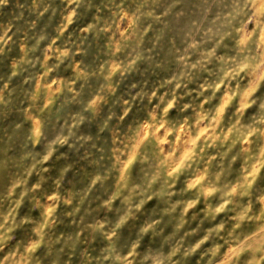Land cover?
Returning <instances> with one entry per match:
<instances>
[{
  "label": "clouds",
  "instance_id": "obj_1",
  "mask_svg": "<svg viewBox=\"0 0 264 264\" xmlns=\"http://www.w3.org/2000/svg\"><path fill=\"white\" fill-rule=\"evenodd\" d=\"M0 264H264V0H0Z\"/></svg>",
  "mask_w": 264,
  "mask_h": 264
}]
</instances>
